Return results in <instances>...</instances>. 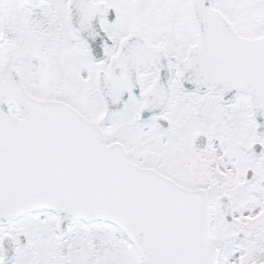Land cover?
<instances>
[{"label": "snow or ice", "instance_id": "6c2138e0", "mask_svg": "<svg viewBox=\"0 0 264 264\" xmlns=\"http://www.w3.org/2000/svg\"><path fill=\"white\" fill-rule=\"evenodd\" d=\"M0 264H264V0H0Z\"/></svg>", "mask_w": 264, "mask_h": 264}]
</instances>
